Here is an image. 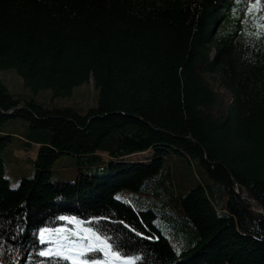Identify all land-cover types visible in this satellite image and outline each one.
Masks as SVG:
<instances>
[{"label": "trees", "instance_id": "16d2710c", "mask_svg": "<svg viewBox=\"0 0 264 264\" xmlns=\"http://www.w3.org/2000/svg\"><path fill=\"white\" fill-rule=\"evenodd\" d=\"M249 3L0 0V71L22 81L0 79V264H67L35 254L59 216L99 219L140 264H264V217L232 179L264 207V5ZM90 80L86 112L53 103ZM60 155L73 181L51 179ZM22 162L10 188L4 165Z\"/></svg>", "mask_w": 264, "mask_h": 264}, {"label": "snow or ice", "instance_id": "6c2138e0", "mask_svg": "<svg viewBox=\"0 0 264 264\" xmlns=\"http://www.w3.org/2000/svg\"><path fill=\"white\" fill-rule=\"evenodd\" d=\"M253 4L264 5V0H250L249 14L252 12ZM264 28V24L258 26ZM93 217L77 218L75 216H59L53 223L62 222L60 226L49 228L39 227L35 232L37 243L40 248L35 249L39 257L52 259L54 261H66L67 264H140L143 260L141 253H132L123 241L114 236L108 235L103 228L99 227L100 220L96 219L97 227H88ZM72 225L68 228L65 225ZM130 227V226H129ZM135 231L134 229H130ZM24 229H20L23 234ZM143 235V233H139ZM53 237H55L53 239ZM151 239V237H149ZM20 255L19 249H15ZM179 254V249H177Z\"/></svg>", "mask_w": 264, "mask_h": 264}, {"label": "rangeland", "instance_id": "374dc122", "mask_svg": "<svg viewBox=\"0 0 264 264\" xmlns=\"http://www.w3.org/2000/svg\"><path fill=\"white\" fill-rule=\"evenodd\" d=\"M0 79L9 87L11 91H18L22 84V81L18 76L14 74L12 70L7 71H0ZM220 93L225 95V98L229 100L228 92L225 89L220 88ZM33 95V94H32ZM45 95L47 100L51 99V91L44 90L40 91L37 94H34L33 97L37 101H41V96ZM97 100V91L92 85V81L90 80L87 83L82 84L81 86L75 87L72 93L63 98H56L53 99V103L59 105H67L75 107L76 109L80 110L81 112H86L87 108L93 107L96 104ZM151 155L150 151L143 152V153H136L129 157L128 160H139L143 161L144 159L148 158ZM34 157V156H33ZM21 158H23L21 156ZM74 157L67 156V155H60L52 165V180L56 181L58 179L63 178H71L70 181L75 179V172H76V165ZM106 169L100 168L98 169V175H106ZM32 174V169L29 164L22 162L20 166L6 163L4 165L3 175L8 180V186L10 188H15L18 185V182L22 177H30ZM68 228H72V225H65ZM55 237H53L54 239Z\"/></svg>", "mask_w": 264, "mask_h": 264}, {"label": "water", "instance_id": "95a60500", "mask_svg": "<svg viewBox=\"0 0 264 264\" xmlns=\"http://www.w3.org/2000/svg\"><path fill=\"white\" fill-rule=\"evenodd\" d=\"M21 107H23V105H22V104H19V105L15 106L14 108H12V109H10V110H8V111H6V112H3V113H4V114H9L10 112L13 111V109L21 108ZM232 179H233V181H234V186H235L234 191L239 195L240 199H242V200H246L248 206H249L251 209H253V210H255L256 212L260 213V214L264 217V207H263L261 204L255 202L251 197H249V195L247 194L246 191L243 192V193H239V191H238V189H237L238 183L235 181L234 178H232Z\"/></svg>", "mask_w": 264, "mask_h": 264}]
</instances>
